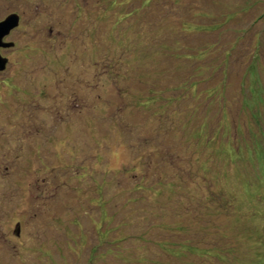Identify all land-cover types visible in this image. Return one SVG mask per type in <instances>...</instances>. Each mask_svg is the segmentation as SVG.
<instances>
[{"label":"rangeland","instance_id":"rangeland-1","mask_svg":"<svg viewBox=\"0 0 264 264\" xmlns=\"http://www.w3.org/2000/svg\"><path fill=\"white\" fill-rule=\"evenodd\" d=\"M11 14L0 264H264V0Z\"/></svg>","mask_w":264,"mask_h":264},{"label":"water","instance_id":"water-1","mask_svg":"<svg viewBox=\"0 0 264 264\" xmlns=\"http://www.w3.org/2000/svg\"><path fill=\"white\" fill-rule=\"evenodd\" d=\"M20 16L18 14H11L4 21L0 22V72L6 70L8 59L1 54V49H10L15 46L12 42H6L10 34L20 26ZM19 232V226H18Z\"/></svg>","mask_w":264,"mask_h":264},{"label":"trees","instance_id":"trees-1","mask_svg":"<svg viewBox=\"0 0 264 264\" xmlns=\"http://www.w3.org/2000/svg\"><path fill=\"white\" fill-rule=\"evenodd\" d=\"M255 6V5H254Z\"/></svg>","mask_w":264,"mask_h":264}]
</instances>
